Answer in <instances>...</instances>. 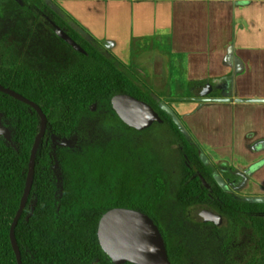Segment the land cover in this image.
<instances>
[{"label": "trees", "instance_id": "1", "mask_svg": "<svg viewBox=\"0 0 264 264\" xmlns=\"http://www.w3.org/2000/svg\"><path fill=\"white\" fill-rule=\"evenodd\" d=\"M58 20L90 57L100 62H113L102 44L80 32L78 22L66 11L58 15ZM4 67L0 64V72L4 73L0 83L36 101L49 119L36 151L33 187L15 225L22 264H116L102 248L98 236L102 216L115 207L134 208L150 215L148 210L138 209L137 198L132 202L125 188L115 199L109 194L112 177L126 178L132 163L134 166L141 163L122 156L127 155L129 136L116 139L104 149L95 143H85L82 138L84 117L102 114L104 106H108L117 118L108 124L109 129L145 132V142L155 153V160L178 178L175 204L189 221L193 222L189 215L195 207H209L222 216L221 226L209 221H194L199 226L211 227L222 236V264L242 221L241 215L264 213V202L238 196L218 184L214 177L217 167L202 161V151L190 134L181 130L168 112L140 95L127 72L111 66L90 67L88 75L75 73L59 83L35 78L29 72L23 73L22 81L20 74L11 76ZM196 85L189 83L191 95ZM145 89L149 95L158 97L150 87ZM119 93L131 94L150 103L163 122H155L142 131L129 127L111 104L112 97ZM0 126L7 131L6 135L0 134V264H17L10 228L29 180L31 150L42 127V118L34 107L0 91ZM73 134L80 138L75 146L53 148L54 136L62 138ZM221 173L230 183L244 178L241 173L226 169ZM160 178L159 174L154 177L158 189L162 188L158 184ZM165 242L172 263L184 264V245L167 238ZM194 250L202 255L201 248ZM211 259L214 262L216 257Z\"/></svg>", "mask_w": 264, "mask_h": 264}, {"label": "crops", "instance_id": "2", "mask_svg": "<svg viewBox=\"0 0 264 264\" xmlns=\"http://www.w3.org/2000/svg\"><path fill=\"white\" fill-rule=\"evenodd\" d=\"M63 3L161 98H186L190 82L200 91L212 83L210 95L195 94L202 100L191 102L184 126L213 165L250 174L244 195L264 196V0ZM121 44L131 46L123 53Z\"/></svg>", "mask_w": 264, "mask_h": 264}, {"label": "rangeland", "instance_id": "3", "mask_svg": "<svg viewBox=\"0 0 264 264\" xmlns=\"http://www.w3.org/2000/svg\"><path fill=\"white\" fill-rule=\"evenodd\" d=\"M65 6L67 7L63 0H0V64H4L8 74L11 76L20 74V79L23 81V73L29 72L35 78H47L49 81L61 83L65 78L75 73L83 72L82 74L88 75L86 73L90 67H116L118 70L128 73V79L134 84L140 95H144L158 108L168 112V116L173 117L172 113L167 110L170 109L180 119L183 131L189 133L184 126V117L187 112L191 111L189 107L193 106L191 102L202 100L199 97L203 96L199 90L200 86H194V95L188 92L187 97L182 100L170 97L161 98L158 94L157 98L149 95L145 89L146 86H149L140 81L130 70L124 68V65L118 62L114 54L104 45L102 46L107 50L108 55L112 56L111 61L113 62H100L93 59L81 44L71 39L68 30L58 20V15H62L63 11H66ZM77 29L84 35H88L80 25L77 26ZM121 45L125 46L123 53L131 46V44ZM3 74L0 72V77ZM58 118L60 120L61 116ZM114 121H117L115 114L108 106H104L102 114L84 117L82 135L85 143H95L101 149L108 148L122 136H129L125 152L127 155L122 156L126 159L133 158L141 161L136 166L132 163V168L126 178H111L110 196L114 199L117 198L121 190L125 188L124 190L128 191V198L131 201L137 198L135 203L138 205V209L144 208L150 212L165 239L184 245V264H222L220 253L222 236H219L211 227L199 226L194 223V221L208 222L211 214L218 213L209 207H195L189 215L193 222L189 221L181 212L180 207L175 204L176 179L178 178L174 172L155 160V153L145 142V132L111 130L108 128V124ZM151 133H156V131ZM79 139L77 134L62 138L54 136L53 148L75 146ZM203 153L206 154L202 151ZM225 169L232 173L235 172L232 168L224 165L218 166L216 171L222 174L221 170ZM157 174L161 176L158 182L162 187L160 189L154 182V177ZM241 174L244 178H240L237 183L233 182L232 192L254 202L263 200L264 196L244 195L246 192L244 185L247 184L250 174L248 172ZM241 220L227 247V255L223 264H264V213L243 214ZM194 248H201L202 255ZM215 257L216 260L213 262L211 258Z\"/></svg>", "mask_w": 264, "mask_h": 264}, {"label": "water", "instance_id": "4", "mask_svg": "<svg viewBox=\"0 0 264 264\" xmlns=\"http://www.w3.org/2000/svg\"><path fill=\"white\" fill-rule=\"evenodd\" d=\"M0 91L34 107L42 118V127L35 138L31 150L29 180L10 228V239L16 254L17 264H22V254L15 234V225L26 207L33 187L36 151L42 137L46 133L49 119L40 104L24 94L1 83ZM212 92V83H208L201 89V93L204 96H208ZM219 99L228 100L229 98L222 97ZM111 104L121 120L138 131L151 127L155 122H163V119L151 104L131 94H116L112 97ZM167 110L172 113L174 121L183 130L180 119L170 109ZM0 134H7V131L1 126ZM201 157L204 163H211L206 154L203 153ZM254 168L255 165L252 166L250 172ZM214 177L222 188L232 191L231 187L234 186V183H230L218 171L214 172ZM204 184L209 186L206 181ZM260 202H264V199L260 200ZM210 216L209 222H214L217 226L222 225V216L214 213ZM98 236L102 248L116 264H124L126 262L134 264H173L159 226L150 215L142 210L127 207L110 209L102 216L99 222Z\"/></svg>", "mask_w": 264, "mask_h": 264}]
</instances>
